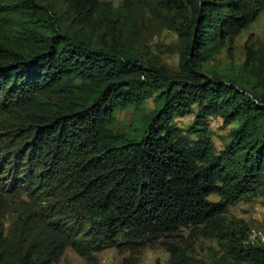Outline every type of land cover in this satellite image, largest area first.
I'll list each match as a JSON object with an SVG mask.
<instances>
[{
  "label": "trees",
  "instance_id": "trees-1",
  "mask_svg": "<svg viewBox=\"0 0 264 264\" xmlns=\"http://www.w3.org/2000/svg\"><path fill=\"white\" fill-rule=\"evenodd\" d=\"M263 11L264 0H0V264H58L68 248L93 264L144 243L197 264L167 241L184 229L227 264H264V241L226 220L264 187V76L249 90L206 65ZM153 19L180 39L176 71L140 44ZM245 50L242 70L262 74L264 45ZM129 108L140 127L115 130ZM215 116L236 124L219 153Z\"/></svg>",
  "mask_w": 264,
  "mask_h": 264
},
{
  "label": "rangeland",
  "instance_id": "rangeland-1",
  "mask_svg": "<svg viewBox=\"0 0 264 264\" xmlns=\"http://www.w3.org/2000/svg\"><path fill=\"white\" fill-rule=\"evenodd\" d=\"M110 2L114 6H120L122 0H101ZM140 44L144 51L151 56H155L166 65L170 71L179 69L180 52L182 44L178 35L162 26L158 21L148 22L147 30L144 29L146 23H139ZM142 24V25H141ZM259 47L264 45V11L259 18L248 28L237 34L232 45L223 46L216 54L215 60H209L206 64L209 70H216L223 75L229 74L237 77L249 90H253L257 81L263 79L264 72L260 75H252L242 70L246 61V45ZM147 54V55H148ZM261 77V78H260ZM154 99H149L145 105V114L155 110ZM196 110V109H195ZM115 130L130 132L131 127H140L137 121L132 122L140 115L135 109L129 108L116 112ZM195 120L194 114L177 118L179 127L187 129ZM133 124V125H132ZM209 135L212 138L216 152L219 153L230 141L229 131L236 124L225 127L223 119L215 116L209 119ZM130 125H132L130 127ZM130 127V128H129ZM0 177H3L0 174ZM2 185V184H1ZM212 200H218V196H211ZM227 222H239L245 224V228L251 240L264 241V187L258 189L254 194H248L239 202L228 209L226 213ZM12 219L6 218V228L9 230ZM180 236L174 235L169 243H177L183 248L188 247L190 255L197 264H227L224 259V252L216 242L204 239L201 235H193L192 229H184ZM97 259L93 264H170L171 254L162 243L143 244L125 246L122 249L107 248L97 254ZM58 264H90L86 259L79 256L73 249L68 248Z\"/></svg>",
  "mask_w": 264,
  "mask_h": 264
}]
</instances>
